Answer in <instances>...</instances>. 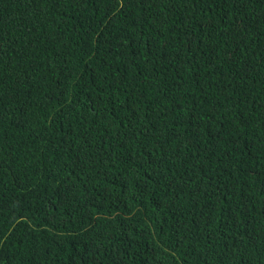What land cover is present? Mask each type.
<instances>
[{
    "label": "trees",
    "instance_id": "obj_1",
    "mask_svg": "<svg viewBox=\"0 0 264 264\" xmlns=\"http://www.w3.org/2000/svg\"><path fill=\"white\" fill-rule=\"evenodd\" d=\"M160 3L0 0V264H264V0Z\"/></svg>",
    "mask_w": 264,
    "mask_h": 264
},
{
    "label": "clouds",
    "instance_id": "obj_2",
    "mask_svg": "<svg viewBox=\"0 0 264 264\" xmlns=\"http://www.w3.org/2000/svg\"><path fill=\"white\" fill-rule=\"evenodd\" d=\"M140 10L141 15L140 17L133 21L134 28H148L152 25L154 21L155 14L160 9V0H136ZM120 44L122 45H130L133 49L131 57L137 62V68L139 71H142L144 67H149L152 62H156L157 64L160 63L159 57H169L173 62L177 65L181 66L182 57L179 54L178 50L175 46L167 41H157V42H143L139 38L133 35L125 34L120 39H118ZM114 54V49L111 48L110 52ZM140 54L144 55L143 60H139L138 56ZM120 57H124L125 55L121 53ZM123 68V67H122ZM101 76H96L95 78H102ZM105 178L108 176L105 175ZM103 193L101 191H96V201L102 196ZM98 204L96 203V208Z\"/></svg>",
    "mask_w": 264,
    "mask_h": 264
}]
</instances>
